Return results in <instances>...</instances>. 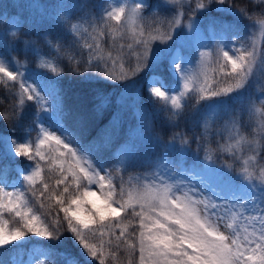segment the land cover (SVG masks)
Wrapping results in <instances>:
<instances>
[{
	"label": "snow or ice",
	"instance_id": "obj_1",
	"mask_svg": "<svg viewBox=\"0 0 264 264\" xmlns=\"http://www.w3.org/2000/svg\"><path fill=\"white\" fill-rule=\"evenodd\" d=\"M250 2L59 4L74 11L56 18L63 33L45 38L48 54L33 41L19 49L35 69L0 37V85L14 97L0 112L8 124L0 133V252L13 251V264H54V256L59 264H264V0ZM11 28L19 37V23ZM146 69L149 105L135 108L114 154L106 149L120 136L119 117L99 142L69 126L59 89L66 70L125 81ZM189 104L202 113L191 134L173 132L166 142L146 135L163 112L162 126L179 127ZM144 140L163 152L148 159L150 172H129ZM65 232L79 257L44 246ZM33 238L40 246L26 248Z\"/></svg>",
	"mask_w": 264,
	"mask_h": 264
},
{
	"label": "trees",
	"instance_id": "obj_2",
	"mask_svg": "<svg viewBox=\"0 0 264 264\" xmlns=\"http://www.w3.org/2000/svg\"><path fill=\"white\" fill-rule=\"evenodd\" d=\"M79 2H85V0H75V4ZM86 2L90 5H95L106 2V0H86ZM151 2L156 4L159 0H151ZM232 3L249 9L254 7L250 0H232ZM59 4L69 5L66 0H0V37L6 39L10 45L15 44L17 46L18 51L14 52L13 55L18 56L21 60L27 59L30 68L35 69V62L30 56L26 57L19 49L24 48L25 41H33L37 47L42 49L44 54H48L49 46L45 38L55 42L57 37L63 33V27L56 22V18L65 12L71 14L74 11L70 7L60 9L57 7ZM260 7H264V5ZM79 15V12H75L72 15L73 21ZM215 15V11L210 14V16ZM13 20L17 21L21 26L19 37L10 35L12 31L11 21ZM200 21L204 28L203 31L208 34V20L201 16ZM243 23L246 25L248 21H243ZM209 35L212 36L211 32ZM66 39L71 40V37L68 36ZM149 74V70L146 69L145 72L128 80L113 81L100 76L86 79L82 75L73 74L71 71L66 70L64 75L59 78V89L65 99V117L69 126L75 125L83 128L85 142H99L105 136L106 131L111 128L113 118L119 117L122 122L120 136L114 137L106 149V151L114 154L124 142L123 135L135 124V108L149 105L148 84L146 81V77ZM163 75L167 83V72H164ZM0 99H3V103L0 104V112H2L10 106L14 97L0 85ZM102 101L103 107H101ZM156 106H160L159 101L156 102ZM235 107L238 108L240 105L237 104ZM28 111L33 112L35 109L30 107ZM168 115L167 112L159 113L154 122V128L146 135L154 137L159 134L166 142L170 139L173 132L183 130L191 134V129L195 127V122L200 119L202 113L194 112L192 105L189 104L184 113L175 118V123L179 125V127L175 128L170 125L162 126ZM28 122L25 121V123ZM222 123L223 119H217L212 123V128H218ZM7 128V122L0 121V133H6ZM195 130L197 132L202 131V123ZM21 131L20 129L17 130V137L21 136ZM245 131H248V129H245ZM138 143L140 144L139 158L135 166L129 168L128 171L144 173L149 170L148 168L151 165L147 162L148 159L154 162L157 156L163 152V147L155 146L151 141L147 140L138 141ZM213 146L215 147V144ZM192 149L193 151L195 150V144L192 145ZM223 159H228V157L218 160L217 164L222 163ZM17 163L23 164V161L21 160ZM33 246H40L35 238L25 244L26 248ZM44 246H50L57 254L64 253L79 257V249L74 246L70 234L67 232L61 237V241L44 242ZM14 256L15 253L11 250L0 252V260L3 261V264H13L12 258ZM125 259V254L121 252L122 262ZM53 262L54 264H59V257L54 256Z\"/></svg>",
	"mask_w": 264,
	"mask_h": 264
},
{
	"label": "rangeland",
	"instance_id": "obj_3",
	"mask_svg": "<svg viewBox=\"0 0 264 264\" xmlns=\"http://www.w3.org/2000/svg\"><path fill=\"white\" fill-rule=\"evenodd\" d=\"M66 2H67L69 5H73V4H75V0H66ZM193 7H194V4H193ZM201 16H202V15H199V14H198L199 19L201 18ZM201 28H202V31H203L204 28H203L202 25H201ZM203 32H204V31H203ZM209 33H210L209 31H208V34H206V33L204 32V36H205V40H206V42H207L209 45H211L212 43H214V41L212 40V38H211V36L209 35ZM150 75H151V73L146 77V81L149 80ZM35 135H36V133L34 132V133L32 134V136L35 137ZM161 154H162V152H161L157 157H159ZM202 156H203V153H201V157H202ZM156 159H157V158H156ZM156 159H155L154 161H156ZM17 166H19V167H23V164L17 163ZM148 169H149V170H147L146 172H150V171L152 170V165H150ZM193 182H195V181H193Z\"/></svg>",
	"mask_w": 264,
	"mask_h": 264
}]
</instances>
